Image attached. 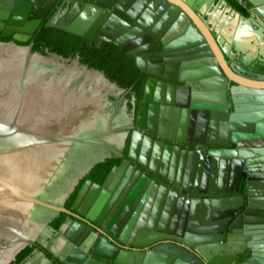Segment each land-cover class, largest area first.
<instances>
[{"label":"water","instance_id":"obj_1","mask_svg":"<svg viewBox=\"0 0 264 264\" xmlns=\"http://www.w3.org/2000/svg\"><path fill=\"white\" fill-rule=\"evenodd\" d=\"M13 1L0 0V9L6 11L1 12L0 10V22L7 20V12L12 9ZM85 1L102 4L107 9L81 1L73 3L68 1L65 10L61 14L59 10L50 18L45 27L80 39L90 40L94 35L102 38L105 36L106 43L114 45L127 57L135 59L136 67L141 72H145L141 68L139 57L141 52L145 53L159 47L163 52H166L174 48H193L198 44V40L184 37L178 40L180 44L168 45L170 38L162 37V34L172 24L174 17H165L160 22L159 30L153 29V23L158 16H154L150 11L155 10L162 0ZM163 1L168 3L169 0ZM70 4L71 7H69ZM50 6L51 3H48L43 9L33 7L32 14H28L29 9L14 13L5 28L0 24V30H2L0 39L11 38L13 34H16L13 36L15 41L26 42L41 22L40 20H43L47 15ZM17 9L14 7L13 11ZM113 10L136 21L143 30L156 37L158 45L156 47L146 46L151 39L143 37V31L125 23L112 12ZM186 18V14H181L179 20L171 27L173 36H177L178 32H184L185 27L181 25ZM26 19L34 21L27 23ZM219 44L221 43L219 42ZM132 47L137 49L132 50ZM223 51L226 50L223 49ZM211 63L210 60V66L200 69H196L195 67L198 65L193 63L189 66L191 68L189 72L184 70L185 65L183 64L176 65L170 69L171 71L168 69L166 74L148 71L149 76L160 78L170 84L179 83L182 87L176 95H172L168 94L169 92L166 94L165 87L160 84L152 98L154 82L148 81L143 102L140 104L134 120V117H129L127 99L122 96L125 90L108 80L103 72L90 69L78 62L67 65L59 56L50 57L32 52L31 46L23 47L0 41V264H11L22 250L36 242L60 262L70 264L64 257H59L56 249L53 248L57 245L62 247L65 244L70 247L74 242L79 245L84 241L88 231H84L80 218L104 229L108 235L125 244L143 246L159 241L160 237L151 232H138V236L148 238L147 241L140 242L138 239L135 241L133 236L137 229L154 230L159 221L160 212L163 210V212L170 213L175 203L176 209L181 208L182 200L177 201V195L172 193H169L166 199L165 190L157 187L147 175L160 177L156 173V168L160 164V152L156 158V152L151 150L152 142L145 138L142 143V137L137 132L138 129H145L149 133L156 134L155 118L151 116L155 109L152 111L150 106L146 126L142 121L141 115L144 114L147 103L153 102L161 105L166 103L168 106L182 108L189 100L191 104L202 100L206 101L204 108L207 110L206 116H209L210 123L207 129L211 134V144L218 143L215 138H217L219 121L224 122L227 119L230 122L229 130L241 131L245 130V127L233 123L236 121L249 123L255 119V116L246 114L248 107L242 110L245 113L237 114L240 111L234 109L235 112L229 114L225 82L227 76L231 78V74L224 68L227 76L223 77L217 64ZM179 68H181V72L177 79ZM202 77H207L206 81L208 82V88L204 94L200 93L199 86L190 83L198 81ZM187 86L191 88L190 99L187 97L190 92ZM242 92L245 93L246 90L244 89ZM231 96L235 105L236 99L233 90ZM247 98L245 95L241 97L245 102ZM131 108L133 112L134 101L131 102ZM192 108H195V105H192ZM163 114L164 111L161 112L159 125L164 132L159 135L164 140L199 143L203 141L202 137L207 136L205 124L200 121L195 123L191 120L188 123L185 119L179 120L177 117L172 120L170 118L172 109L170 108L167 109L165 116ZM259 116L263 118L264 113ZM163 125L166 126L165 129L162 128ZM171 126L172 134L169 136L168 132ZM226 127L224 125V128ZM175 133H177L176 137ZM186 133L190 139L191 136H194L195 140H185L183 136ZM129 135L130 143L126 160H124L123 151ZM255 135L258 139L262 137L258 132ZM236 136L233 135L232 141L221 140L220 144L230 142L235 144ZM139 152L140 157H138ZM117 159H122V163L119 167L111 169L102 187L94 186L90 191L81 189L73 205V209L78 215L75 217L76 221L71 223L66 219L60 227V236L52 239L54 230L50 224L61 213L70 214L64 208V204L79 181L96 165L102 164L106 160ZM233 163L235 170L229 188L224 191L226 193L236 189L245 164L244 161H234ZM162 165L165 167L170 165L172 175H174V169L178 165L176 152L173 153L172 158L170 152H165ZM162 179L165 180L166 177L163 176ZM249 181L250 175H248L246 187L248 192L251 187ZM168 182L179 188V184H174L171 179ZM126 185V191L131 190L132 195L125 203L131 205L137 194L141 195V200L135 213L132 214L129 208L125 210L128 216L132 215L128 222H126L127 216L118 224V228L122 229L119 237L116 234L118 232L109 230L106 224L101 222V218L110 209L112 212L119 207V204L115 203L113 206V203ZM254 187L258 190L264 189L262 184H254ZM158 188L159 190H157ZM207 192L220 193L215 189L205 191L195 187L193 190V193ZM82 199L83 204L77 209L75 204ZM220 204L221 201L218 200L208 202L197 200L192 201L190 205H185L184 210L189 209L188 205L190 206V210H188L190 219L199 220L200 215H203L204 221L202 224L190 221L187 223L183 219L179 225L181 229L187 225L188 233L184 239L174 237L172 239L188 246L208 261L212 255L222 250L218 259L223 261L222 264H230L238 251L233 244L234 235H227L223 246L220 245L224 236H219L221 228L218 229L217 222H215L217 216H220L217 212ZM228 204L233 206L234 200H229ZM141 210L139 222L135 224ZM151 210L153 214L150 216ZM202 212L203 214H201ZM177 223L178 215H174V219L171 221L172 229L177 227ZM166 224L167 220L164 221L162 214L157 230L164 231ZM201 225L207 227L202 228ZM130 234L131 237L128 239ZM199 244H206V247L201 248L198 246ZM91 248H93L94 256L109 259L115 264H153L148 259L156 260L162 257L149 255L144 259L143 255L119 252L106 244L103 239L96 244L95 239L92 238L91 241L85 240L81 245L85 254L79 253L78 261L86 259V254ZM161 251L169 255H164L169 262L181 257L171 247H164ZM177 262L178 260H176V264ZM210 264H214V262H210Z\"/></svg>","mask_w":264,"mask_h":264},{"label":"flooded vegetation","instance_id":"obj_2","mask_svg":"<svg viewBox=\"0 0 264 264\" xmlns=\"http://www.w3.org/2000/svg\"><path fill=\"white\" fill-rule=\"evenodd\" d=\"M68 1H71L72 3L81 1L82 3L93 4L97 7L107 9L106 6L102 4L85 0H14L12 3V9L7 12V20L0 22L4 28L11 21L14 13H20L24 9H29L28 14H32L33 7L43 9L48 3H51V6L47 15L43 20H40L41 22L36 27L33 34L28 37L26 42L20 43L15 41L13 36L16 34H13L11 38L0 39V41L23 47L31 46L32 52L44 56H59L67 65H72L74 62L84 65L80 62L83 58H80L79 53L74 52L73 54H67L65 56L58 55L51 51L47 47L46 42L42 40L45 39L46 30L50 29L45 27L46 23L59 10V13L61 14V12L65 10ZM14 7H17L18 9L13 11ZM69 7H71V4ZM0 10L1 12H6L2 9ZM112 12L131 27L143 31V37H149L151 39L146 46L150 45L156 47L158 45L156 37L150 32L143 30L136 21L118 11L113 10ZM150 12L154 16H158L157 20L153 23V29L156 30H159L160 22H162L165 17H174L172 24L162 34V37L168 36L170 38L168 43L169 46L180 44L178 40L184 37H191L194 40H198V44L193 48H174L169 49L166 52H163L161 47L154 48L145 53L141 52L139 53L141 68L145 71L141 72L136 67L135 59L127 57L126 54L117 47L106 43L104 41V38H106L105 36L102 38L94 35L90 40L76 37L80 40V49L103 51L105 52L104 55L106 57L110 56L111 52L114 51L113 49H117L123 53L127 58V61L135 67L137 74L132 80V84L124 89L125 92L122 95L127 99V112L129 117H134V120L136 119L140 104L143 102V95L148 81L154 82L152 98L156 93L157 86L160 84L165 87V93L169 92L168 94L176 95V93L181 90V84H170L160 78L149 76L147 74L148 71L166 74L168 69L171 71L170 69H173L176 65L181 66L183 64L185 65L184 70L189 72L191 71V68H189L191 64L196 63L198 67L195 68L200 69L210 66L211 60V64H217L223 77L227 76L224 68L231 74V78L227 76L228 78H226L225 82V94L229 114H233L235 112L234 109L240 111L237 114L245 113L242 112V110L248 107L246 114L255 116V119L249 123L242 121H236L233 123L240 127H245V130L241 131L229 130L228 126L230 122L227 119L224 121V125L227 126L226 128H224V122L219 121L217 138H215L218 143L211 144V134L208 133L207 129L210 123L208 120L209 116H206L207 110L204 108L206 101L202 100L198 103L191 104V101L189 100L191 98L190 86H187V89L190 91L187 94L189 101L185 103L186 106L182 108L168 106L166 103L162 105L153 102L147 103L145 111L143 112L144 114L141 115L142 121L146 126L149 119L150 106L152 111L155 109L157 112L155 113L154 111L151 116L152 118H155L156 134L149 133L145 129H138L137 132L142 137V143L145 138L152 142L151 150L152 152H156V158L158 157V152H160V164L156 168V173L160 177H155L150 174L147 175L155 182L157 187L165 190L166 199L168 198L169 193L176 194L177 201L182 200V206L181 208L176 209L175 203V206L170 213H167L166 211L163 212V210L160 212L158 218L159 221L162 214L164 221L167 220V224L164 226V231L159 232L157 230L159 221L157 222L155 229L152 231H146V228L137 229L135 231V235L133 236V240L135 241L137 239L140 242L148 240V238L143 237H141V239L138 236L139 231L151 232L160 237L159 241L152 244H146L143 246L125 244L108 235L104 229L98 228L94 224L80 218V222L84 226V231H88L84 241H91V239L94 238L95 243L97 244L103 239L106 244L112 246L119 252L143 255L144 259L149 255L162 256L156 260L148 259V261H152L153 264H176V260H178L177 264H210V262H214V264H222L223 261L218 259L222 250L217 252V254L212 255L210 261H208L200 254L191 250L188 246L172 239L173 237L184 239L185 235L188 233L187 225L183 229H181L179 225L183 219L184 221L186 220L187 223L190 221L202 224L204 221L203 215H200L199 220L190 219V213L188 210H190L189 205L192 201L201 200V202H208L218 200L221 201L220 208L217 210L220 216H217L215 222H217L216 227L218 229L221 228L219 236H224L220 245L223 246L227 235H234L235 239L233 244L238 251L237 254L234 255L231 263L264 264V189L258 190L254 187V184L264 185V117L261 118L259 116L261 113H264V0H169L168 3H165V1L162 0L156 6L155 10ZM181 14H186L187 17L181 25L182 27H185V30L181 33L178 32L177 36H173L174 33L171 31V27L177 20H179ZM32 21L34 20L26 19L27 23H32ZM186 22H188V24H186ZM1 34L2 30H0V35ZM219 42L221 44H219ZM136 49V47H132V50ZM223 49L226 51L224 52ZM84 66L88 67L87 65ZM180 72L181 68L178 69L177 79L180 77ZM206 79L207 77H202L200 80L190 83L199 86L200 93L204 94L207 91L206 88H208V82ZM244 89L246 90L245 93L242 92ZM232 90L234 92V98L236 99L235 105L231 99ZM243 95L248 97L246 102L241 99ZM133 101L134 110L132 112L131 102ZM192 105H195V108H192ZM169 108L172 109V115L170 117L172 120L177 117L179 120L181 118L185 119L188 123L193 120L195 123L200 121L202 124H205L207 136L202 137L204 142L190 143L164 140L159 135V133L163 134L164 132V130L160 129L159 121L161 118V112L164 111L165 114ZM164 114L163 116H165ZM162 128L165 129L166 126L163 125ZM257 132L262 135L259 139L256 138L255 135ZM177 133H175V137L177 136ZM171 134L172 126L168 132L169 136H171ZM233 135H237L235 144L232 142L220 144L221 140L232 141ZM183 138L185 140H195L194 136H191L190 139L187 133ZM129 143L130 135L126 140V145L123 151L124 160H126L125 158L127 156ZM165 152H170L171 158L174 152L178 155V165L176 166V169H174V175H172L170 165L166 167L162 165ZM138 157H140V152ZM234 161H244L245 164L236 185V189L230 193H226L224 191L229 188L231 177L235 170L233 169ZM121 163L122 159L106 160L102 164L111 165L109 171L105 175H103V168H97L96 165L82 180L79 181L78 185L64 204V208L70 214L61 213L59 217L50 224L51 228L54 230L52 239H56L60 236V227L66 219L70 220L71 223L76 221L75 217L78 215L73 209V205L76 202L81 189L84 188V190L90 191L94 186L102 187L111 169L119 167ZM248 175H250V192L246 189ZM163 176L166 177L165 180L162 179ZM169 179H171L174 184H179V188L170 184V182H168ZM195 187L196 189L205 191L215 189L219 190L220 193H193ZM126 188L127 185L121 189L118 197H116V200L113 203V206L117 203L119 204V207L112 212H110V209V211L101 218V222L105 223L109 230H113L115 233L118 232L116 234L119 237L121 236L122 229L118 228V224L128 216L125 210L129 208L131 209L132 214L135 213V209L141 200V195L137 194L131 205L125 203V201L130 199L132 195L131 190L126 191ZM159 188L157 190H159ZM255 191L257 192L255 193ZM124 192L126 193L124 194ZM231 199L234 200L233 206L228 204V201ZM82 204L83 199L78 201V203L75 204V207L79 209ZM187 204H189V209L184 210L185 205ZM141 213L142 210L140 211L135 224L139 222ZM152 214L153 211L151 210L149 215L151 216ZM201 214H203V212ZM131 215L128 216L126 222L129 221ZM174 215H178V223L177 227L172 229L171 221L174 219ZM148 220L145 223L146 227ZM225 221L227 222L225 223ZM232 226L234 227L232 228ZM201 227L203 228L204 226L201 225ZM206 227L207 226L204 228ZM130 237L131 234L128 236V239ZM83 242L79 245L74 242L70 247H68V244L63 245L62 247L57 245V247L53 249H56L59 257H64V259L68 260L70 264H115L109 259L94 256L92 254L93 248H91L86 254V259L81 262L78 261V254H85L81 249ZM198 246L205 248L206 244H199ZM164 247H171L174 249L181 256L180 259H173L169 262L168 258L164 256L169 255L164 253V251H161ZM11 264L64 263L53 257L45 248L36 242L22 250Z\"/></svg>","mask_w":264,"mask_h":264},{"label":"trees","instance_id":"obj_3","mask_svg":"<svg viewBox=\"0 0 264 264\" xmlns=\"http://www.w3.org/2000/svg\"><path fill=\"white\" fill-rule=\"evenodd\" d=\"M47 47L58 55L79 53L81 64L87 65L90 69H95L104 73L105 77L122 89L128 88L132 84L137 71L135 67L127 61V58L117 49H113L109 57L105 52L94 49H80V40L76 37L66 35L56 30L47 29L45 39ZM110 165L98 164L97 168H103L105 175Z\"/></svg>","mask_w":264,"mask_h":264}]
</instances>
